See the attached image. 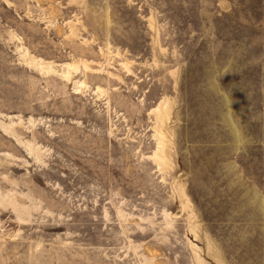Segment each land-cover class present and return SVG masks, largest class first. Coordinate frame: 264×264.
<instances>
[{
    "label": "rangeland",
    "instance_id": "rangeland-1",
    "mask_svg": "<svg viewBox=\"0 0 264 264\" xmlns=\"http://www.w3.org/2000/svg\"><path fill=\"white\" fill-rule=\"evenodd\" d=\"M197 259L264 264V0H0V264Z\"/></svg>",
    "mask_w": 264,
    "mask_h": 264
},
{
    "label": "bare ground",
    "instance_id": "bare-ground-1",
    "mask_svg": "<svg viewBox=\"0 0 264 264\" xmlns=\"http://www.w3.org/2000/svg\"><path fill=\"white\" fill-rule=\"evenodd\" d=\"M69 73V72H68ZM69 76V75H68ZM80 86H81V84H77V86L74 88V90H76V91H79V89H80ZM160 109V108H159ZM164 109V108H163ZM159 111V110H158ZM166 115V114H165ZM162 134V133H161ZM162 136V135H161ZM160 159H162V158H160ZM159 160V159H158ZM192 225V224H191ZM199 257V256H198ZM198 260V264H202L201 263V261H200V259H197Z\"/></svg>",
    "mask_w": 264,
    "mask_h": 264
},
{
    "label": "water",
    "instance_id": "water-1",
    "mask_svg": "<svg viewBox=\"0 0 264 264\" xmlns=\"http://www.w3.org/2000/svg\"><path fill=\"white\" fill-rule=\"evenodd\" d=\"M76 82L77 81H74L73 84H72V87L75 88L76 87Z\"/></svg>",
    "mask_w": 264,
    "mask_h": 264
}]
</instances>
